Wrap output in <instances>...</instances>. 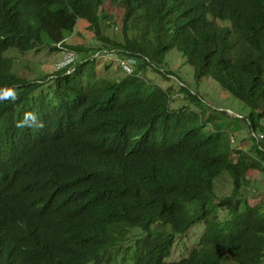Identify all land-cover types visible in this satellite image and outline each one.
I'll return each instance as SVG.
<instances>
[{
    "label": "trees",
    "instance_id": "16d2710c",
    "mask_svg": "<svg viewBox=\"0 0 264 264\" xmlns=\"http://www.w3.org/2000/svg\"><path fill=\"white\" fill-rule=\"evenodd\" d=\"M106 1L0 0V97L15 92L0 98V264H120L107 253L110 228L150 233L154 220L169 235L131 264H264V198L252 205L248 192V171L264 177V139L255 137L264 134V0H110L120 41L106 32ZM80 21L98 48L69 42ZM41 47L115 50L138 62L117 78L75 63L45 92L51 75L19 76L7 56ZM173 50L197 83L212 79L246 112L229 118L183 84L193 110L172 109L171 88L145 74L174 77L161 69ZM29 112L41 127L17 126ZM231 120L248 129L249 149L233 145ZM201 222L188 256L167 261L177 236Z\"/></svg>",
    "mask_w": 264,
    "mask_h": 264
},
{
    "label": "rangeland",
    "instance_id": "374dc122",
    "mask_svg": "<svg viewBox=\"0 0 264 264\" xmlns=\"http://www.w3.org/2000/svg\"><path fill=\"white\" fill-rule=\"evenodd\" d=\"M104 9L112 18L111 25L106 29V32L111 39L120 41L121 11L110 0L105 2ZM87 26L85 22L80 21L74 35L70 37L69 42L83 45L86 49L98 48L100 43L88 31ZM7 56L15 60V73L30 80H41L51 75L57 67L62 68L61 63H63L64 59L61 52L42 47L38 51H31L25 55L20 54L17 50H11L7 53ZM94 62L96 63L98 75L117 78L124 74L114 63L103 60H95ZM161 69L172 73L174 77L166 80L160 74L153 73L151 70L147 71L145 77L152 84H157L165 89L171 88L172 98L170 100V107L172 109L180 110L184 107L193 110L191 103L185 101L180 91L179 87L183 84L188 90L200 96L204 103L211 108L228 111V114L231 116L229 118L240 116V113L246 112L241 102L234 99L229 93L223 91L212 79H203L197 83L194 80L193 68L186 63L185 58L178 51L173 50L168 53ZM52 86V82H48V85L45 84L42 91H49ZM149 90L150 87L146 91L148 92ZM229 131H232L231 134L234 137L233 145L235 147L250 148L249 131L242 122L231 120V128ZM248 178L251 182L248 190L250 195L249 201L252 205H255L264 198V177L261 173L248 171ZM217 188L222 190L225 195L230 193V184H227L223 179L219 180ZM203 231L204 222H201L194 225L186 234L177 236L172 255L167 261H178L187 257ZM169 233V227L158 220L153 221L150 233H143L140 230L130 227L126 223L115 224L108 232L107 253L120 264H131L132 259L138 261L143 255L151 239L163 237L169 235ZM230 264L234 263L231 262Z\"/></svg>",
    "mask_w": 264,
    "mask_h": 264
},
{
    "label": "built area",
    "instance_id": "2783aa9c",
    "mask_svg": "<svg viewBox=\"0 0 264 264\" xmlns=\"http://www.w3.org/2000/svg\"><path fill=\"white\" fill-rule=\"evenodd\" d=\"M92 60L98 59L109 63L116 64L124 74L131 75L134 73V68L137 64V60L133 58H126L115 50H98L91 58ZM87 60H81L76 53L67 51L65 52L64 64H70V68L67 70V74H72L75 71V63H84ZM258 141L264 139V134H258L255 136Z\"/></svg>",
    "mask_w": 264,
    "mask_h": 264
},
{
    "label": "clouds",
    "instance_id": "9594fccd",
    "mask_svg": "<svg viewBox=\"0 0 264 264\" xmlns=\"http://www.w3.org/2000/svg\"><path fill=\"white\" fill-rule=\"evenodd\" d=\"M98 50H105V49H98ZM98 50H96L95 52H97ZM65 52H67V51H63V52H61L62 54H63V57L65 58ZM71 52H73V51H71ZM95 52L94 53H91V55L89 56V55H86V54H78V53H76V52H74V53H76L77 54V56L81 59V60H87V61H92V62H94L91 58H92V56L95 54ZM86 56V58H84ZM95 60H98V59H95ZM86 61V62H87ZM62 64V68H56V70L51 74V76L48 78V80H47V85H48V82H52V85H53V81H51L53 78H54V74H55V72H58V71H61V70H64L65 71V75H70V74H67V70H68V68H70V64H68V65H65L64 64V59H63V63H61ZM60 66V65H59ZM122 71V70H121ZM35 80V79H34ZM0 98H15V92H14V90H12V89H8L7 91H4L3 92V94H2V97H0ZM33 124H35L37 127H41L42 126V124H40V123H37V117H36V115L34 114V113H31V112H29V113H25L24 114V117H23V119L20 121V122H18L17 123V126L18 127H23V126H25V125H28V126H32Z\"/></svg>",
    "mask_w": 264,
    "mask_h": 264
}]
</instances>
